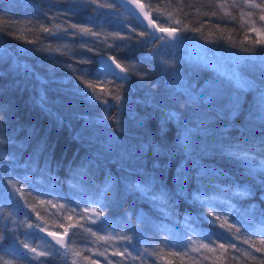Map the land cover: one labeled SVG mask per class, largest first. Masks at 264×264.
<instances>
[{"label": "trees", "instance_id": "1", "mask_svg": "<svg viewBox=\"0 0 264 264\" xmlns=\"http://www.w3.org/2000/svg\"><path fill=\"white\" fill-rule=\"evenodd\" d=\"M140 1L0 0V264H264V22Z\"/></svg>", "mask_w": 264, "mask_h": 264}, {"label": "snow or ice", "instance_id": "2", "mask_svg": "<svg viewBox=\"0 0 264 264\" xmlns=\"http://www.w3.org/2000/svg\"><path fill=\"white\" fill-rule=\"evenodd\" d=\"M92 3H95L96 0H91ZM245 3L250 7V8H258V9H262L260 15H259V20L264 22V3H255V0H245ZM249 16L253 15L252 12H249L248 13ZM179 23V22H177ZM253 24H255V22L253 21ZM71 27L75 28L76 25H71ZM45 31H47V29H45ZM80 31L82 33H90V30L89 29H80ZM134 31V30H133ZM160 31L162 33L164 32H168L173 38L176 37V31L175 30H172L170 31L169 29H166V28H160ZM195 31H199L198 29H196ZM251 31L253 32H257L258 35L260 37H262L261 39H256V40H253L252 43L255 45V44H258V45H261V46H264V30L262 29H257L255 26L251 29ZM91 35H97L96 33H90ZM143 35V34H142ZM160 39H163V36L159 37ZM110 59H113L114 61V58H110ZM116 67L117 68H120V65L117 63L116 64ZM121 71L122 72H126L125 69L121 68ZM207 94L210 95V98H212L214 96V91H213V88L209 87L208 91H207ZM117 99H119V97H117ZM172 115L174 114H169V116L165 117V120L167 121L169 119V117H171ZM149 150H154L152 145H149ZM261 151H264V141L261 142ZM250 171L253 172L255 175H259L260 178H261V183L264 184V164L261 165V168L259 171H257L256 169H253V168H250ZM240 195H243V193H240ZM217 219H219V217H217ZM29 227H33V225H29ZM35 227H39L38 225H36ZM223 227V225H222ZM232 228H235L234 225L232 226H229V230H231ZM89 231H91L89 229ZM236 232H239L240 229H235ZM65 234H67V230H65ZM49 235H54L52 233H50ZM238 238V237H237ZM0 239H2V237H0ZM57 243L60 244L61 246H64L63 244V240L62 239H58L57 240ZM244 243L245 244H249L250 241L249 240H244ZM261 244H264V240H261ZM253 247L255 246L254 244L252 245ZM202 247H205L207 248L208 245H202ZM228 247L232 248V249H236L237 251H239V249L237 248V245L235 243H230L228 245ZM24 248H28V245L27 244H24ZM219 248L220 249H223L225 252L227 251V249L225 248V245L224 244H220L219 245ZM210 251H215V249H209ZM29 251L31 253H35L36 252V249L35 248H32V249H29ZM256 251L257 252H264V248H256ZM127 252V249H125V252H115L113 253V255H118V256H124L125 253ZM40 256H49L51 255L50 253H47V252H42L39 254ZM77 255H79V253H77ZM100 255H104V253H100ZM128 255H131L130 253H128ZM245 255H250L249 252H247V250L245 251ZM33 258H38V257H33ZM237 259H239V257H237ZM251 259L255 260L256 257L255 256H251Z\"/></svg>", "mask_w": 264, "mask_h": 264}, {"label": "water", "instance_id": "3", "mask_svg": "<svg viewBox=\"0 0 264 264\" xmlns=\"http://www.w3.org/2000/svg\"><path fill=\"white\" fill-rule=\"evenodd\" d=\"M120 4H122L127 10H129L144 26H146L151 32L154 33H160V28L157 26V24L154 22L153 18L150 17L144 8V5L140 0H118ZM168 35H170L168 32H166ZM112 56L108 55H102L98 58V68L99 70L103 71L104 73H107L113 77H115L118 80L122 81H128L131 78V75L126 70V68L121 65L115 58L114 61ZM120 65V68L116 67V64ZM121 68L125 69L126 72H122ZM50 233L54 235H49ZM42 236L54 243L59 248H64L66 246L67 240H68V233H57V232H41ZM58 239L63 240L64 246H61L57 243Z\"/></svg>", "mask_w": 264, "mask_h": 264}, {"label": "rangeland", "instance_id": "4", "mask_svg": "<svg viewBox=\"0 0 264 264\" xmlns=\"http://www.w3.org/2000/svg\"><path fill=\"white\" fill-rule=\"evenodd\" d=\"M255 3H264V0H255ZM221 5L222 6H234V7L238 8L239 10L244 11L245 12L244 15L246 16L245 19H247V17H252V18L257 19L260 15L261 11H262V9L250 8L245 3V0H221ZM249 12H252L253 15L249 16L248 15ZM255 14H257V15H255ZM262 48L264 49V46H262ZM263 69H264V65H263Z\"/></svg>", "mask_w": 264, "mask_h": 264}]
</instances>
